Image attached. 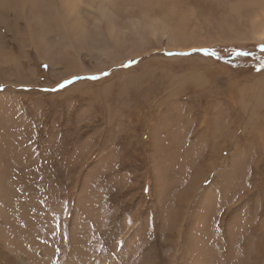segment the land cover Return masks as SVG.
<instances>
[{
    "label": "rangeland",
    "instance_id": "374dc122",
    "mask_svg": "<svg viewBox=\"0 0 264 264\" xmlns=\"http://www.w3.org/2000/svg\"><path fill=\"white\" fill-rule=\"evenodd\" d=\"M97 1L0 0L1 248L264 264V0Z\"/></svg>",
    "mask_w": 264,
    "mask_h": 264
},
{
    "label": "bare ground",
    "instance_id": "6f19581e",
    "mask_svg": "<svg viewBox=\"0 0 264 264\" xmlns=\"http://www.w3.org/2000/svg\"><path fill=\"white\" fill-rule=\"evenodd\" d=\"M26 1V0H25ZM51 1H54V0H51ZM20 2L22 3V7H27V5H26V3L24 2V0H20ZM57 2V1H56ZM60 2V1H59ZM90 2H91V6H89V8H95V5L93 6L92 4H95L96 2H98L97 0H90ZM54 3V2H53ZM63 3H64V6H65V8H66V10H65V12L66 13H64V15L62 16V15H60L59 17H58V22L60 23V25H64L65 24V30L67 29L69 32H71L73 35H75V36H80V37H82L83 38V42H85V44L88 46V47H90V48H92V42H91V40H90V38L88 37V35H87V31H86V28H85V24H84V22H83V12H82V10H81V8H82V6H83V4H84V0H63ZM89 4V3H88ZM85 5V4H84ZM87 6V5H86ZM85 6V7H86ZM88 7V6H87ZM55 10H56V8H55ZM62 10H64V9H62ZM98 12H99V14H101L103 17H104V19L106 18V20H107V25H104V26H106V33L108 34V35H110L111 37H114L115 38V40H116V42L118 43V45L120 44V42H121V40H122V34H124L123 32H122V30H121V27H117V26H115L113 23H112V20L113 19H111V17H109L107 14H105L104 12H102L103 10H104V8L102 7V6H99V8H98ZM67 12L68 13H70V14H67ZM58 13H60V12H58ZM95 13H96V11H95ZM94 13V14H95ZM72 16L73 17V19L74 20H72V19H69V17L68 16ZM35 18V17H34ZM33 18V20H35ZM102 18V17H101ZM38 19H39V17H38ZM67 19V20H66ZM103 20V19H102ZM35 22V21H34ZM100 22H102V21H100ZM106 24V23H105ZM135 25V24H134ZM101 27H103V26H101ZM123 28V27H122ZM103 29V28H102ZM104 29H105V27H104ZM103 29V30H104ZM103 30H101V29H98L97 31H98V33H99V36H103V38L104 37H106L105 36V32L103 31ZM125 31V30H124ZM261 32V31H260ZM154 33H155V31H154ZM261 35V34H260ZM74 37V36H73ZM258 37V36H257ZM69 38H70V36H69ZM68 38V39H69ZM73 39V38H72ZM104 40H105V38H104ZM126 41V40H125ZM124 42V41H123ZM106 43V42H105ZM124 44V43H123ZM202 46V45H201ZM93 49H94V47H93ZM224 132V131H223ZM1 159V158H0ZM3 180V179H2ZM0 185H1V183H0ZM3 187V186H2ZM2 246H1V244H0V264H16V262H14L12 259H11V257H9V256H7L8 254H7V252H5V250H3L2 248H1ZM16 257H18V256H16ZM20 263H21V261H20Z\"/></svg>",
    "mask_w": 264,
    "mask_h": 264
},
{
    "label": "snow or ice",
    "instance_id": "6c2138e0",
    "mask_svg": "<svg viewBox=\"0 0 264 264\" xmlns=\"http://www.w3.org/2000/svg\"><path fill=\"white\" fill-rule=\"evenodd\" d=\"M238 54L240 55H247L248 53H245V52H238ZM91 79H96L97 77L93 76V77H90Z\"/></svg>",
    "mask_w": 264,
    "mask_h": 264
}]
</instances>
